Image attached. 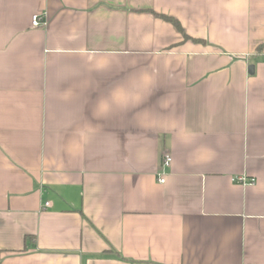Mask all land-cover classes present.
<instances>
[{
	"label": "crops",
	"instance_id": "1",
	"mask_svg": "<svg viewBox=\"0 0 264 264\" xmlns=\"http://www.w3.org/2000/svg\"><path fill=\"white\" fill-rule=\"evenodd\" d=\"M0 264H264V0H0Z\"/></svg>",
	"mask_w": 264,
	"mask_h": 264
},
{
	"label": "built area",
	"instance_id": "2",
	"mask_svg": "<svg viewBox=\"0 0 264 264\" xmlns=\"http://www.w3.org/2000/svg\"><path fill=\"white\" fill-rule=\"evenodd\" d=\"M41 24H44V21L41 20L39 15L35 14L31 17V25L32 27H38ZM171 158L169 155H165L163 165H168L170 162ZM160 182H164V178L159 179ZM232 181L240 183L242 185H247V184H253L254 179L253 178H248L246 175H241V176H234L232 177Z\"/></svg>",
	"mask_w": 264,
	"mask_h": 264
},
{
	"label": "trees",
	"instance_id": "3",
	"mask_svg": "<svg viewBox=\"0 0 264 264\" xmlns=\"http://www.w3.org/2000/svg\"><path fill=\"white\" fill-rule=\"evenodd\" d=\"M157 16H159L160 18L166 20V21H169L171 22L175 27L176 29L182 34V36L186 39H188V36L185 34L183 28L181 27L180 23L175 19V18H172L170 16H166V15H159V14H156ZM194 42H200L196 39H193Z\"/></svg>",
	"mask_w": 264,
	"mask_h": 264
},
{
	"label": "water",
	"instance_id": "4",
	"mask_svg": "<svg viewBox=\"0 0 264 264\" xmlns=\"http://www.w3.org/2000/svg\"><path fill=\"white\" fill-rule=\"evenodd\" d=\"M251 68V67H250Z\"/></svg>",
	"mask_w": 264,
	"mask_h": 264
}]
</instances>
